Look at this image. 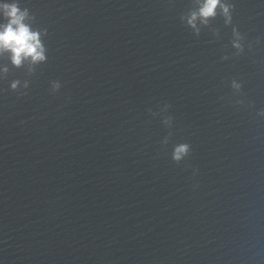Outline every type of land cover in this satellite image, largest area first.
<instances>
[{
	"label": "clouds",
	"instance_id": "clouds-1",
	"mask_svg": "<svg viewBox=\"0 0 264 264\" xmlns=\"http://www.w3.org/2000/svg\"><path fill=\"white\" fill-rule=\"evenodd\" d=\"M220 0H204L198 13H193L189 24L193 27L197 15L201 18L213 17L216 15L217 6ZM225 14L228 12L227 6H221ZM0 11L6 19V23L0 24V53L10 52L12 63L20 66L26 59L33 63L45 60V49L40 40V32L33 30L25 21L29 18V10L21 9L18 2L0 4ZM239 47V45H236ZM239 88L240 85L233 84ZM16 88V83L12 84ZM59 82H54V91L59 90ZM191 147L188 143H180L171 154V159L176 163L190 154Z\"/></svg>",
	"mask_w": 264,
	"mask_h": 264
}]
</instances>
